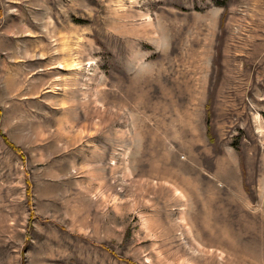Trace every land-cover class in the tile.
I'll return each mask as SVG.
<instances>
[{
	"label": "rangeland",
	"instance_id": "obj_1",
	"mask_svg": "<svg viewBox=\"0 0 264 264\" xmlns=\"http://www.w3.org/2000/svg\"><path fill=\"white\" fill-rule=\"evenodd\" d=\"M0 264H264V0H0Z\"/></svg>",
	"mask_w": 264,
	"mask_h": 264
}]
</instances>
